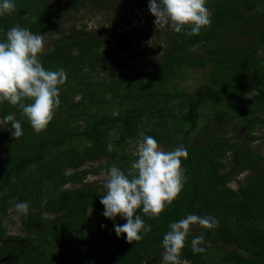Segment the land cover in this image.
I'll return each instance as SVG.
<instances>
[{
  "label": "trees",
  "instance_id": "obj_1",
  "mask_svg": "<svg viewBox=\"0 0 264 264\" xmlns=\"http://www.w3.org/2000/svg\"><path fill=\"white\" fill-rule=\"evenodd\" d=\"M59 1L62 3L58 4ZM85 1L101 0H14L15 10L0 16V40L5 39V33L13 26L28 28L36 34L55 30L62 25V17L69 9L78 13ZM103 1L149 4V0ZM206 6L211 11V25L191 36L172 30L174 36L170 39L171 45L162 51V61L146 71L143 69L145 72H137L150 78V82L139 83L130 95L120 96L117 92L126 80V75L119 71H127L128 59L121 51L130 48L129 43H113L108 38L79 30L54 40L53 49L39 55L46 69L63 68L67 74L65 83L60 86L61 103L44 130L34 131L18 106L6 101L0 103L3 163L0 166V218L7 216L16 202L29 204L27 215L20 216L26 235L12 236L23 244L5 235L1 237L4 229L0 227V264H163L161 242L169 224L190 213L218 220V226L212 229L195 225L196 232L189 239L203 234L205 240L200 246L206 247L204 252L210 248L221 250V255L215 261L206 260L204 252L194 254L189 243L181 251L182 259L190 264H264V168L255 165L261 158L249 146L250 141L258 139L250 135L255 125H264V77L259 68L264 62V0H207ZM230 35L247 38L246 44L230 43L227 40ZM196 45L199 47L191 51ZM258 52L262 55H256ZM207 65L212 67L209 83L192 94H185L176 105L186 110L182 122L188 127L183 130L180 125L172 133L188 153L181 161L185 175L183 189L172 203L165 205L159 216L141 212L145 224L151 225V231L140 241L129 243L126 234L117 237L114 231V224L122 225L126 219L117 215L113 221L102 215L104 207L100 199L106 191L103 182L101 186L84 182L88 175L104 173L113 164L126 174L132 171L128 168L127 149L143 138L136 132L145 119L154 120L146 135L157 141L169 139L171 125L167 117L175 118L173 107L165 113V106H159L158 102L165 101L160 97L171 98L172 93H162L160 88L186 67ZM92 71L98 74L102 71L106 76L102 81H93L88 76ZM82 86L101 87L111 94L110 100L95 101L89 90L85 101L83 98L69 101L73 89ZM246 94L251 96L243 105L236 108L229 105ZM116 103L130 107L113 116H99V109L104 105ZM205 104L215 107V118L238 110L240 127L247 130L250 141L241 145L214 137L207 139L204 145L196 146L193 140L188 144L190 135L200 128L201 108ZM62 109L66 111L64 118L58 114ZM8 114L21 121L23 135L18 139L11 135L10 122L4 120ZM69 120L83 121L82 130L67 129ZM112 131L117 136L114 140L109 139ZM73 138L84 141V147L63 149ZM228 151L232 152L229 161ZM89 161L96 166L82 168ZM67 169L71 170L69 174L65 173ZM245 171H250L246 185L236 190L228 186ZM27 172L31 173V178ZM50 183L55 184L54 194L45 201L36 197ZM67 183L81 186L63 188ZM90 206L93 212L88 214L86 210ZM33 208L36 210L31 212ZM45 214L53 217L47 219ZM32 233L35 238L31 237Z\"/></svg>",
  "mask_w": 264,
  "mask_h": 264
},
{
  "label": "clouds",
  "instance_id": "obj_2",
  "mask_svg": "<svg viewBox=\"0 0 264 264\" xmlns=\"http://www.w3.org/2000/svg\"><path fill=\"white\" fill-rule=\"evenodd\" d=\"M206 3L207 0H149L148 8L157 26L164 24L176 33L184 32L191 36L199 34L203 27L212 23L211 11ZM14 10V0H0V16ZM44 44V34L16 26L7 30L5 39L0 40V103L6 101L18 106L36 132L44 130L53 119L61 103L60 86L67 78L63 68L48 70L43 66L39 55ZM4 120L10 122L11 135L15 139L23 135L21 121L13 114L6 115ZM108 148L111 150L112 146ZM136 155L138 158L128 174L115 164L104 171L106 191L100 199L104 217L115 221L119 215L126 219L122 225L114 224V231L117 237L126 234L125 239L129 243L140 241L151 231V225L145 224L141 212L151 217L159 216L165 205L172 203L182 191L185 175L181 161L188 153L183 145L166 151L154 137L144 135L136 146ZM13 210L18 217L25 216L29 204L26 201L16 202L9 211ZM193 225L212 229L218 226V220L190 213L171 222L161 242L163 264H182L181 250ZM204 240L203 234L191 240L194 254L205 251L200 246Z\"/></svg>",
  "mask_w": 264,
  "mask_h": 264
},
{
  "label": "rangeland",
  "instance_id": "obj_3",
  "mask_svg": "<svg viewBox=\"0 0 264 264\" xmlns=\"http://www.w3.org/2000/svg\"><path fill=\"white\" fill-rule=\"evenodd\" d=\"M87 1L83 2L78 13H74L73 10H68L66 15L62 17V25L51 31H46L44 34V48L42 53L50 52L53 49V41L59 39L61 37L67 36L72 31H79L86 33H91L92 35H100L103 38H108L113 43L117 41L128 42L130 48L121 51L123 57L128 59V66L127 71H119L123 75H126V80L124 81L121 88L117 91L118 94L125 95V94H132L137 89V85L141 83L142 85L148 84L150 82V78L146 77V75H138V71H146L147 69L151 68V66L159 61H162V51L171 45V37L172 36V29L164 24L156 25L154 23L155 17L150 13L148 5H141L137 4L136 2H129V3H121V2H112L109 3L107 1H99L93 3H86ZM52 2L50 1L49 4ZM62 3L59 1L58 4ZM16 8V6H15ZM232 44H246L247 38H240L238 36H228L227 39ZM199 45L191 48V51L196 50ZM256 55L261 56L262 53L258 52ZM262 69L261 76L264 77V62L259 66ZM84 71V70H83ZM143 71V72H145ZM87 72V71H86ZM118 73V75H120ZM212 73V67L207 65L203 68H189L186 67L178 77L172 79L170 82L163 85V88H160L162 93H172L171 98H163L160 97L161 100H165L164 102H158L159 106H165V113L168 112V108L173 107V115L174 117H167V121L169 122L170 126V138L164 139L163 141H157L158 145L162 147L164 150H174L176 147L180 146L179 143L176 142V136L173 133L177 127H180L183 130H186L188 127L187 125L182 122V116L185 117L186 112L185 109L178 108L176 105L178 104L180 99H183L185 94H192L197 88L207 85L210 81ZM88 76L92 77L93 81H102L101 79L106 76L102 71L99 74L95 71H92L88 74ZM129 76V77H128ZM65 88V87H64ZM91 90L93 92L94 100L101 101L102 99L104 102L110 100V93H106L101 89V87H89V89L79 87H75L72 93L70 94L69 101L76 102L81 100H86L85 98L88 96V92ZM141 90V89H140ZM251 96V94H246L243 97H240L236 101L230 102L231 107H237L238 105H243L245 101ZM173 97V98H172ZM71 99V100H70ZM156 105V106H158ZM227 105V104H226ZM129 104H107L104 105L101 109H99V116L104 114L108 116L116 115L118 112L124 111L129 108ZM224 106L221 108L223 109ZM215 107L209 104L203 105L201 108V122L200 128L196 130L188 139V144L191 141H195L197 145H204L207 139L210 138H217L222 141L223 139H228V142L231 143H238L243 144V142L248 143L250 141L249 136L246 135L247 130L241 125V114L238 110L232 111L229 114L224 113V117L217 116L215 118L214 113ZM220 111V109H219ZM60 117L66 116V111L61 110L58 113ZM96 116V114H95ZM98 116V117H99ZM97 117V118H98ZM148 120H144L141 126L137 128L136 134L138 136L146 135V132L149 131L150 123ZM0 124H2L0 120ZM77 126L80 129H77ZM84 126L83 121L74 122L73 120H69L67 129L70 131H80ZM251 136L258 137L255 141H250V149L254 152V154L261 158L255 162V165H261L264 168V125L260 126L256 124L253 130L250 133ZM116 134L114 131L110 132L109 139L114 140L116 139ZM137 143H133L131 146L128 147L129 155H130V166L128 168L131 169L132 163L138 158L136 155V146ZM85 145V142H81L78 139H72L69 143H65L62 148H68L70 146L79 147L82 149ZM133 147L135 149H133ZM232 152L228 151L226 153L227 160L231 159ZM0 153V166L2 163ZM116 157V156H115ZM117 160V159H116ZM105 162V161H104ZM226 162V159L223 160ZM99 163V161H97ZM106 163H101L104 165ZM90 166H96V164L92 162H87L83 165L82 168H88ZM125 170L128 169L127 166H124ZM71 170L67 169L66 174H69ZM250 171L242 172L241 174L237 175L233 178L229 183L228 186L233 188L234 190L238 189L241 185H246L247 176ZM28 176L31 178V173H28ZM253 174V173H252ZM103 182V173L100 171L97 174L88 175L85 184L89 183H96L101 186ZM74 186H81L79 184L72 185L71 183H67L63 188L71 189ZM55 184L50 183L43 188L42 194H38L36 197H42L41 200L45 201L50 196H52L55 192ZM13 206L10 208L12 209ZM9 209V210H10ZM7 212V216H3L0 218V227L4 229V234L1 235L8 239L11 238L12 241L17 243L23 244L22 241L16 239L17 237L12 236H19L23 237L26 235L25 227L22 225L20 216L18 217L15 211ZM36 208H33L31 212L35 211ZM93 212V206L87 208L86 213L91 214ZM47 219L52 218L53 215H44ZM196 232V226H190V231L188 236L186 237L185 244L191 243V237L189 236ZM30 235V234H29ZM32 238H35V234L32 233ZM206 249V247H205ZM184 250V247L181 251ZM221 250H215L207 248V252H204V258L206 260L215 261L221 255ZM161 252L163 255L164 249L161 248ZM207 255V257H205ZM182 255L180 254V259L182 264H190L188 261L182 259Z\"/></svg>",
  "mask_w": 264,
  "mask_h": 264
}]
</instances>
